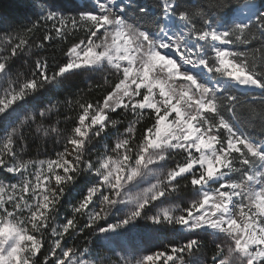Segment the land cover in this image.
Wrapping results in <instances>:
<instances>
[{
  "label": "snow or ice",
  "instance_id": "snow-or-ice-1",
  "mask_svg": "<svg viewBox=\"0 0 264 264\" xmlns=\"http://www.w3.org/2000/svg\"><path fill=\"white\" fill-rule=\"evenodd\" d=\"M26 7L0 17V264H264V0ZM141 227L181 239L125 249Z\"/></svg>",
  "mask_w": 264,
  "mask_h": 264
},
{
  "label": "trees",
  "instance_id": "trees-1",
  "mask_svg": "<svg viewBox=\"0 0 264 264\" xmlns=\"http://www.w3.org/2000/svg\"><path fill=\"white\" fill-rule=\"evenodd\" d=\"M155 0H137V3L144 4V3H154ZM52 3H54L57 7H64L68 9H73L76 7H84V6H90L88 2H79V0H52ZM27 0H0V17H3L7 22H17L22 21L26 16H30L31 12L26 7ZM80 86L83 88L88 87V80L86 77L80 78ZM95 93H93L94 95ZM49 98L53 100H63L64 99V92H54V93H45L42 94L40 97L37 98L34 103H38L40 106H43L44 104L48 103ZM61 111H63V108H61ZM32 143V141H29ZM37 146H39L41 152L44 151L45 147L50 151L52 147V143L49 140L47 143H45L44 139H39L35 144L32 146V153L35 154ZM84 237H79L76 240V244L80 247L84 246ZM90 239H95V237H90ZM71 243V241H70ZM206 244V251L211 255V248L212 243L205 239ZM105 249H102L101 251L104 252ZM101 252V253H103Z\"/></svg>",
  "mask_w": 264,
  "mask_h": 264
},
{
  "label": "rangeland",
  "instance_id": "rangeland-1",
  "mask_svg": "<svg viewBox=\"0 0 264 264\" xmlns=\"http://www.w3.org/2000/svg\"><path fill=\"white\" fill-rule=\"evenodd\" d=\"M79 2H88L90 4V0H79ZM0 175H2V173H0ZM179 239H181V236L177 233H170L166 231L153 232L151 230H147L141 227L137 228L131 233L125 234L120 237V244L123 245L125 249L132 248L135 250L142 251L144 249L152 248L158 244L167 243L168 240ZM205 239L212 243V240L215 239V237L205 236L204 240ZM207 254L210 256L208 252ZM100 255L115 259L112 253L107 249H105L103 253H100Z\"/></svg>",
  "mask_w": 264,
  "mask_h": 264
}]
</instances>
